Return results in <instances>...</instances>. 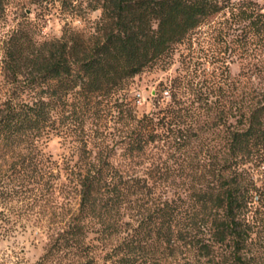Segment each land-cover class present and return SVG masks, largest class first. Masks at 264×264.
Returning <instances> with one entry per match:
<instances>
[{
    "label": "trees",
    "instance_id": "16d2710c",
    "mask_svg": "<svg viewBox=\"0 0 264 264\" xmlns=\"http://www.w3.org/2000/svg\"><path fill=\"white\" fill-rule=\"evenodd\" d=\"M84 1L88 31L1 41L0 238L30 224L43 249L15 264H264V0ZM180 44L139 114L131 79Z\"/></svg>",
    "mask_w": 264,
    "mask_h": 264
},
{
    "label": "rangeland",
    "instance_id": "374dc122",
    "mask_svg": "<svg viewBox=\"0 0 264 264\" xmlns=\"http://www.w3.org/2000/svg\"><path fill=\"white\" fill-rule=\"evenodd\" d=\"M99 15L100 11L86 7L84 0H74L71 4H61L60 0H39L37 3L33 0H10L6 8V19L0 23V58L2 38L19 22L29 20L32 24L33 36L38 40H44L60 37L67 25L76 30L88 31ZM188 51L187 45H177L166 67H155L131 79L128 95L139 114L154 109V92H160L161 83L164 84V91L161 92L160 102L163 104L169 99L168 87H165V84L168 83L169 78L183 70L180 54H186ZM208 60V58L202 60L201 67L208 69ZM229 66L231 74L236 75L240 68L239 64L234 62ZM0 80H2L1 66ZM42 147L46 154L59 161L66 152L56 136H52ZM26 226L24 228L20 226L15 235L9 239L0 238V263L15 264L18 257L23 258L25 262H33L41 254L43 249L39 233L33 232V226L30 224Z\"/></svg>",
    "mask_w": 264,
    "mask_h": 264
}]
</instances>
